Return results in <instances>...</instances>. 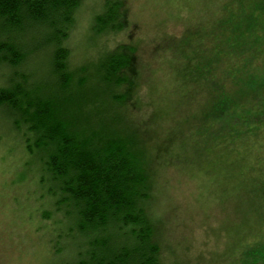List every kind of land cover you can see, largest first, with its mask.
Returning <instances> with one entry per match:
<instances>
[{
    "label": "trees",
    "instance_id": "obj_1",
    "mask_svg": "<svg viewBox=\"0 0 264 264\" xmlns=\"http://www.w3.org/2000/svg\"><path fill=\"white\" fill-rule=\"evenodd\" d=\"M83 1L0 0V108L32 156L38 203L49 204L38 230L55 264H183L156 210L177 173L162 165L184 162L171 148L188 130L164 126L151 107L150 59L184 62L174 85L205 96L194 120L206 140L250 143L264 131V0H216L206 22L157 37L151 55L128 30L127 0H107L92 28L115 43L76 60L69 42ZM240 264H264V240Z\"/></svg>",
    "mask_w": 264,
    "mask_h": 264
},
{
    "label": "rangeland",
    "instance_id": "obj_2",
    "mask_svg": "<svg viewBox=\"0 0 264 264\" xmlns=\"http://www.w3.org/2000/svg\"><path fill=\"white\" fill-rule=\"evenodd\" d=\"M106 1H83L69 42L76 60L90 59L96 46L115 43L111 36L99 38L92 28ZM214 1L127 0L132 9L127 27L151 55L159 36L180 37L185 26L206 22ZM42 61L32 63L40 67ZM150 61L159 67L148 79L155 88L151 107L155 104L162 109L164 126L188 130L179 137L184 143L175 139L178 143L171 148L172 156H181L184 162L166 158L162 165L172 166L177 173L158 205L157 217L169 221L167 228L174 234L171 241L183 264H240L243 251L264 240V192L260 191L264 186V131L252 135L246 144H240L232 133L206 140L205 129L194 120L199 116L197 106L206 103L205 96L188 98L174 85L178 78L172 69L184 62L177 58L163 64ZM2 74L0 86L4 84ZM6 116L0 108V264H55L56 256L38 230V212L49 204L38 203L40 191L35 190L37 179L29 165L32 156Z\"/></svg>",
    "mask_w": 264,
    "mask_h": 264
}]
</instances>
